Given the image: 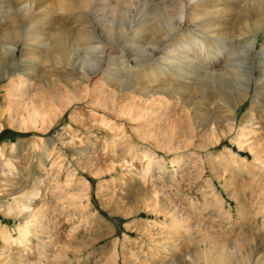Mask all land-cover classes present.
<instances>
[{"label": "rangeland", "instance_id": "1", "mask_svg": "<svg viewBox=\"0 0 264 264\" xmlns=\"http://www.w3.org/2000/svg\"><path fill=\"white\" fill-rule=\"evenodd\" d=\"M0 264H264V0H0Z\"/></svg>", "mask_w": 264, "mask_h": 264}, {"label": "bare ground", "instance_id": "2", "mask_svg": "<svg viewBox=\"0 0 264 264\" xmlns=\"http://www.w3.org/2000/svg\"><path fill=\"white\" fill-rule=\"evenodd\" d=\"M201 6V5H200ZM199 12H197V14H198ZM197 14H194L193 15V18H196L197 17ZM16 39V38H15ZM7 40V39H6ZM14 40V39H13ZM19 43V42H18ZM16 45V44H15ZM63 45V50H65L66 49V46L64 45V44H62ZM29 57V56H28ZM37 109V108H36ZM232 124H234V123H232ZM233 126V125H232Z\"/></svg>", "mask_w": 264, "mask_h": 264}]
</instances>
